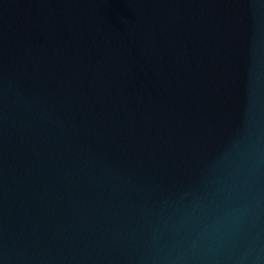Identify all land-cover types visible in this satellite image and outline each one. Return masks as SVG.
<instances>
[{"label":"water","instance_id":"1","mask_svg":"<svg viewBox=\"0 0 264 264\" xmlns=\"http://www.w3.org/2000/svg\"><path fill=\"white\" fill-rule=\"evenodd\" d=\"M0 264H264V0H0Z\"/></svg>","mask_w":264,"mask_h":264}]
</instances>
